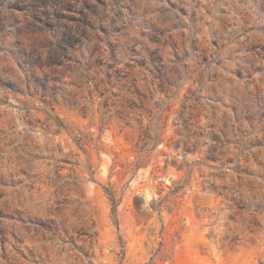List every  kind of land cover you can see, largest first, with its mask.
<instances>
[{
	"label": "rangeland",
	"instance_id": "374dc122",
	"mask_svg": "<svg viewBox=\"0 0 264 264\" xmlns=\"http://www.w3.org/2000/svg\"><path fill=\"white\" fill-rule=\"evenodd\" d=\"M0 264H264V0H0Z\"/></svg>",
	"mask_w": 264,
	"mask_h": 264
}]
</instances>
